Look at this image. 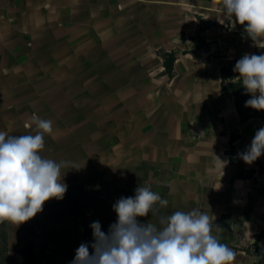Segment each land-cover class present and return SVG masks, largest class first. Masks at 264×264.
Wrapping results in <instances>:
<instances>
[{
  "label": "crops",
  "instance_id": "crops-1",
  "mask_svg": "<svg viewBox=\"0 0 264 264\" xmlns=\"http://www.w3.org/2000/svg\"><path fill=\"white\" fill-rule=\"evenodd\" d=\"M222 8V0H0V131L34 135L32 116L50 119L41 155L66 163L67 185L30 220L4 221L2 264H70L81 243L92 251L90 224L107 233L112 205L149 185L167 200L158 215L199 208L234 264H264V154L250 165L238 155L264 123L241 121L222 89L240 79L233 69L244 54L264 55V40ZM80 127L89 130L84 155ZM68 191L78 208L79 195L89 197L88 217ZM137 220L160 226L151 214Z\"/></svg>",
  "mask_w": 264,
  "mask_h": 264
},
{
  "label": "clouds",
  "instance_id": "clouds-1",
  "mask_svg": "<svg viewBox=\"0 0 264 264\" xmlns=\"http://www.w3.org/2000/svg\"><path fill=\"white\" fill-rule=\"evenodd\" d=\"M222 4V12L246 25L252 40H264V0H222ZM233 71L251 96L245 107L264 111V55L244 54ZM31 124L38 130L34 135L0 131V222L22 224L41 212L46 201L61 200L67 191L62 173L66 163L41 155L45 135L53 133V122L33 115ZM262 154L264 127L238 155L250 165ZM165 206L167 200L150 185L138 186L134 196L121 197L112 205L117 219L107 233L99 221L90 224L92 251L81 243L70 264H234L235 252L213 234V220L207 213L191 208L158 215ZM148 214L157 217L159 227L137 220Z\"/></svg>",
  "mask_w": 264,
  "mask_h": 264
},
{
  "label": "trees",
  "instance_id": "trees-1",
  "mask_svg": "<svg viewBox=\"0 0 264 264\" xmlns=\"http://www.w3.org/2000/svg\"><path fill=\"white\" fill-rule=\"evenodd\" d=\"M201 40H203V39L198 34L197 42H196L198 46H200L199 42H201ZM201 46H202V44H201ZM173 59H174V56L172 53L164 54V65H165V68L168 72H170V70H171V65H172ZM227 71H230V68L222 67V73H226ZM227 75L231 76L230 77L231 79L233 78L232 77L233 74L231 71ZM222 89L224 91L227 90L233 94L234 104H235L236 110L238 112V115L240 116L241 121L247 119L250 116H258V117L262 118L263 123H264V111H258V110H254L250 107H245V102L248 99H250V96L245 92V89L243 88L242 82L240 79L234 80L231 83H229L228 85L222 86ZM231 148H232V146H231ZM229 154L231 156V152H229ZM230 160H232L231 157H230ZM263 236H264V230L261 231L257 235V238H261ZM3 239H4V244H5V228H4V232H3Z\"/></svg>",
  "mask_w": 264,
  "mask_h": 264
},
{
  "label": "rangeland",
  "instance_id": "rangeland-1",
  "mask_svg": "<svg viewBox=\"0 0 264 264\" xmlns=\"http://www.w3.org/2000/svg\"><path fill=\"white\" fill-rule=\"evenodd\" d=\"M88 82H90L88 79H83V80H81V85L84 86L85 84H88ZM3 129H4V131L7 130V128H3ZM97 130H99V129H97ZM29 131H31V132L36 131V128L31 127V129H29ZM80 132H81V137H82V143L80 145L81 154L84 155L88 152V149L90 147V144L88 142L89 130L86 127H80ZM83 140H85V141H83ZM83 163H84V161H82V165H83ZM67 195H68L70 202L73 204L74 208H76V212L82 216L84 215L85 217H88L89 212H88L87 203L89 201V197L87 195L83 196L84 194L79 195V200H82L83 205H84V209H83L80 207L78 208V205H79L78 200H77L78 195H75V194H73V192H69V191H68ZM4 228H5V223L2 221V222H0V264H2L3 253L5 251V244H4V239H3Z\"/></svg>",
  "mask_w": 264,
  "mask_h": 264
}]
</instances>
